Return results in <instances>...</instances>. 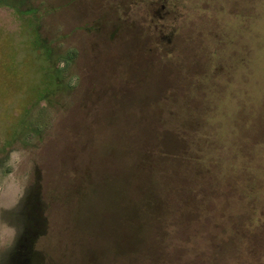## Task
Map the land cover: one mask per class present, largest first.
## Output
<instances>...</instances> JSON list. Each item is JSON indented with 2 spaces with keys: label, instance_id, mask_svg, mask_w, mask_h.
<instances>
[{
  "label": "rangeland",
  "instance_id": "1",
  "mask_svg": "<svg viewBox=\"0 0 264 264\" xmlns=\"http://www.w3.org/2000/svg\"><path fill=\"white\" fill-rule=\"evenodd\" d=\"M169 115L212 145L217 218L197 231L139 215L121 234L124 198L154 179L137 155L170 146ZM245 187L259 208L237 227L222 212ZM256 225L264 0H0V264H264Z\"/></svg>",
  "mask_w": 264,
  "mask_h": 264
},
{
  "label": "trees",
  "instance_id": "2",
  "mask_svg": "<svg viewBox=\"0 0 264 264\" xmlns=\"http://www.w3.org/2000/svg\"><path fill=\"white\" fill-rule=\"evenodd\" d=\"M182 100L186 102L185 107L177 106L171 113L175 119L186 112L184 108H189L188 97H182L176 93L173 101L178 102ZM194 109L195 107L190 111L191 114L195 113ZM171 118L169 115L168 121L163 126L164 128L166 127L164 132L170 134V146H167L168 142L164 144L155 141L152 144L149 140H146L137 155V170H149L150 175L154 179L152 185L145 188L146 190H135V188L131 187L134 190L132 197L126 198V200L124 198L125 202L132 201V203L127 204V206H124L126 204L123 203L126 215L123 217L121 223V234H124L125 224L126 226L132 225L135 227L136 225L137 227L139 215L145 225H148L151 220L152 222L155 220L158 222L162 219H169L173 226L184 225L185 227L186 225L187 228L196 227L195 230L197 231H200L198 228L201 222L217 218L220 192L215 184L211 183V180L207 181L204 178L205 174L214 172L212 166H215L218 162L216 157L210 155V150L213 149L212 145L207 140L197 137L200 135L197 133L196 125L190 126L188 122H183V120H173L171 122ZM158 153H160V157L156 155ZM177 160L181 163H176ZM125 174H127V176L123 177L125 183L123 188H120V191L124 190L126 186H132L135 181V178L131 179L128 176V172ZM241 192L245 197L241 196L243 200L239 201V205L236 206L234 202H227L225 212H222L223 217L227 219H232V216L237 213L239 216L237 217L238 221L232 220L237 227H239L238 225L241 222L243 224H252L255 221L256 209L259 208L257 201L248 199L250 193L246 187ZM255 198L258 200L257 196ZM141 201L142 203H146L149 210L153 207L156 210L152 209L151 215L146 216ZM132 207L137 208V210L132 209ZM254 227V230L257 232L253 229L251 232H256L257 236L264 231V227L262 226L258 227L256 225ZM155 230L156 228L153 227L148 233L147 230L145 231L143 237L145 241L150 236L155 239L154 235L151 234ZM252 237L256 238V236Z\"/></svg>",
  "mask_w": 264,
  "mask_h": 264
}]
</instances>
